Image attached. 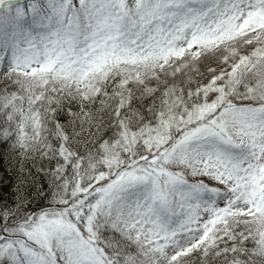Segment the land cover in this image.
I'll return each mask as SVG.
<instances>
[{
	"label": "snow or ice",
	"instance_id": "snow-or-ice-1",
	"mask_svg": "<svg viewBox=\"0 0 264 264\" xmlns=\"http://www.w3.org/2000/svg\"><path fill=\"white\" fill-rule=\"evenodd\" d=\"M15 3L0 116L57 192L0 264H264V27L206 43L264 0Z\"/></svg>",
	"mask_w": 264,
	"mask_h": 264
},
{
	"label": "trees",
	"instance_id": "trees-1",
	"mask_svg": "<svg viewBox=\"0 0 264 264\" xmlns=\"http://www.w3.org/2000/svg\"><path fill=\"white\" fill-rule=\"evenodd\" d=\"M224 44L231 52H239L243 46L237 38ZM210 44V45H211ZM247 75V71L244 73ZM68 104V101L64 102ZM73 111L78 105L72 102ZM65 114L66 109H62ZM12 135L6 118L0 116V216L17 210L27 213L40 212L50 205L57 192L52 181V172L58 160L51 154H44L38 148L21 152Z\"/></svg>",
	"mask_w": 264,
	"mask_h": 264
},
{
	"label": "rangeland",
	"instance_id": "rangeland-1",
	"mask_svg": "<svg viewBox=\"0 0 264 264\" xmlns=\"http://www.w3.org/2000/svg\"><path fill=\"white\" fill-rule=\"evenodd\" d=\"M16 7L17 4L14 0H2V3H0V28L6 29L11 26L12 22L16 19ZM9 8H11V12H9ZM259 27H264V15H250L239 24H236L235 21L229 23L223 31L218 33L216 36L206 38V43L211 44L216 41H224L223 43H228L230 41H234L235 38L244 36L246 33L254 31ZM52 203L53 201L50 205L43 208V210L50 208Z\"/></svg>",
	"mask_w": 264,
	"mask_h": 264
},
{
	"label": "clouds",
	"instance_id": "clouds-1",
	"mask_svg": "<svg viewBox=\"0 0 264 264\" xmlns=\"http://www.w3.org/2000/svg\"><path fill=\"white\" fill-rule=\"evenodd\" d=\"M262 255H264V254H262Z\"/></svg>",
	"mask_w": 264,
	"mask_h": 264
}]
</instances>
